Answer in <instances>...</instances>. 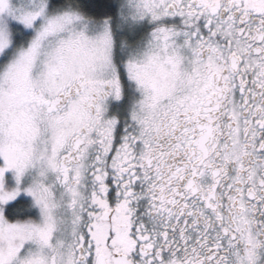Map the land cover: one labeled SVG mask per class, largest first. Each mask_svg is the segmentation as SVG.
Masks as SVG:
<instances>
[{"label":"snow or ice","instance_id":"obj_1","mask_svg":"<svg viewBox=\"0 0 264 264\" xmlns=\"http://www.w3.org/2000/svg\"><path fill=\"white\" fill-rule=\"evenodd\" d=\"M0 264H264V0H0Z\"/></svg>","mask_w":264,"mask_h":264}]
</instances>
